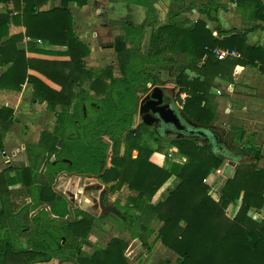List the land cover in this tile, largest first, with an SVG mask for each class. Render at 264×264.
I'll list each match as a JSON object with an SVG mask.
<instances>
[{
    "label": "trees",
    "instance_id": "16d2710c",
    "mask_svg": "<svg viewBox=\"0 0 264 264\" xmlns=\"http://www.w3.org/2000/svg\"><path fill=\"white\" fill-rule=\"evenodd\" d=\"M49 1L52 0H0L6 6V13L0 14V42L8 36L11 23L24 28L23 34L11 36L0 44V66L11 63L0 76V89L18 91L29 80L34 87V99L46 102L53 111L56 107L60 108L53 132L46 142L25 146L28 166L17 168L14 175H10L7 169L0 173V264L49 262L51 256H61L64 252L70 255L60 258L63 262L128 264L124 255L128 242L119 237L111 238L103 247L94 248L90 255L79 254L80 245L89 244L87 234L96 220L80 209H74V218L67 222L51 219L44 210L39 212L32 218L37 227L27 234L30 240L26 249L20 247L16 237L17 233L28 228L18 220L23 212L27 217L30 211L47 205L54 217L65 218L70 214L68 201L53 189L58 173L88 174L96 169L98 172L101 162L106 163L107 159H110L112 166L101 175V179L106 184L118 182L112 187V192L119 184H126L129 191L137 192L136 196L127 198L124 206L117 205L119 214L116 220L130 228L131 239H139L147 245V240L155 235L156 240L176 255V264H264V218L253 220L248 216L251 209L261 211L264 207L263 168H258L254 162L238 160L234 166L231 165L234 168L232 176L226 175L218 186V200H214L209 195L210 187L205 180L229 159L226 155L215 153L206 143L198 145L194 138H183L170 143L187 158L186 162L182 165L172 164L169 169L158 167L149 161L153 151L137 144V130L146 127L141 124L131 130L135 94L130 98L133 102L128 99L129 103H133V109L126 111L122 105L124 116L118 120L113 112H104L108 106L102 107L107 100L111 101L109 106L117 107L111 97L112 92L114 96L122 94L127 99L132 88L146 83L141 76L144 71L139 69V62L135 58L153 64L175 60L173 88L178 99H182L180 94L186 95L181 100V111L188 120L207 127L213 118L207 105V94L211 87L209 72L226 61L218 60L212 51L216 48L235 50L241 55L239 63H260L259 70L263 73L264 51L247 46L244 37L237 34L219 39L201 20H188L187 24H191L186 25L182 20H177L180 10H172L168 23L150 35L153 54L140 58L136 47L139 46L144 26L154 14L150 2L109 0L143 6L148 14L144 24L138 26L115 22L124 33L112 43L122 76L112 78L108 73L110 82L105 83L101 75H97L93 84L103 91L105 97L94 102L89 93L81 88L83 78L90 75L83 61L90 50L76 37L69 8L72 3L77 7L85 6L88 0H60L59 6L40 10ZM231 1L238 8L250 4L256 13L264 10L259 0L251 3ZM220 7L222 5L215 0H204L198 11L208 20L218 22L215 11ZM132 31L137 32L135 37ZM216 33L224 31L217 26ZM23 37L40 40L46 46L66 47V52L62 54H66L68 59L60 61L28 57L26 51L17 47ZM126 44L132 46L126 48ZM27 50L47 56L60 55L38 48L34 42L28 44ZM178 55L182 56L181 61L177 59ZM165 57L169 59L165 60ZM29 70L38 72L60 89L51 88L29 74ZM189 70L194 75L190 76L187 73ZM75 87H79L77 92L74 91ZM14 122L13 110L0 107V150ZM223 141L226 145L235 143L232 152L240 159L246 156L256 159L259 156L261 147L254 144V134H247L242 123L230 125ZM123 143L125 151L121 154ZM134 150L138 153L135 158L132 155ZM173 166L177 170L173 171ZM172 176L176 177L174 187L163 200L151 204L153 196ZM16 184L21 185L22 191L19 193L9 190L10 186ZM24 189L29 193L27 196ZM28 196L31 201L26 204ZM155 218L160 223L156 231L149 225ZM163 264L168 262L164 261Z\"/></svg>",
    "mask_w": 264,
    "mask_h": 264
},
{
    "label": "crops",
    "instance_id": "0c3cea01",
    "mask_svg": "<svg viewBox=\"0 0 264 264\" xmlns=\"http://www.w3.org/2000/svg\"><path fill=\"white\" fill-rule=\"evenodd\" d=\"M194 1L201 3L199 0H150L154 14L150 21H148V24L144 26V28L151 32L157 30L159 27L168 23L170 11H184V8H186L188 4H193ZM215 1L222 5V7L215 11V16L218 22L208 20L206 15L199 13L198 8L188 9L189 21L195 22L197 20H201L205 22L206 27L213 34V36L218 37L219 39L224 37L228 38L231 35L235 36L236 34L240 35L244 37V41L247 46L252 48H260L264 51V10L261 13H256L250 4L248 6L242 5L240 8H238L237 4L231 0ZM251 1L253 0H241L242 3H251ZM259 1L264 6V0ZM60 4V0H52L41 7L40 10L53 9ZM69 8L73 18V29L75 31V35L79 41L88 45L89 50H93V47L84 41V38L86 37L84 25L94 19L92 15L93 11H95L97 16L101 15V17H107L101 19L103 27L115 29L117 32L121 30V27L116 25L115 22L121 21L133 26H138L144 24L148 14L147 8L143 6L132 4L130 2H111L109 0H88L87 4L82 7H77L72 3L69 5ZM4 13H6V6L5 4L0 3V14ZM13 14L16 15V12ZM181 18L179 17V19L183 21L184 18ZM217 26H220L221 31H224V33L217 34ZM23 32L24 28L22 26L11 23L8 36L2 38L0 44L8 40L9 37L23 34ZM88 32H92V30H89ZM84 34L85 37H83ZM122 35L118 33L116 36ZM38 41L39 40L32 41L27 37H23V39L17 43V47L19 50L26 51V55L32 58H44L60 61H66L68 59L66 54H62L66 52V47L46 46L41 41ZM30 42L36 43L38 48L60 53V55L47 56L28 51V44ZM240 59L241 58L227 59L225 62L219 65L218 69L214 70L215 72H209L208 81L213 89H209L207 94V105L209 106L213 116V124H218L220 119L224 117L225 119H228L226 120L227 122H225V124H229L226 129L230 125L239 122L242 123L246 128L247 134H254V144L260 146L263 150H258L259 156H257L256 159H254L252 156H246L243 162H254L257 164L258 168L264 169V73L259 70L261 65L260 63H239L238 61ZM10 66L11 63L0 66V76ZM93 66H97V64ZM28 73L38 77L51 88L55 90L60 89L58 85L51 82L38 72L29 70ZM111 77L119 78L121 76L111 74ZM218 91H220V93H218ZM0 107H8L12 109L15 120L11 128L6 133L3 141L4 147L2 150H0V173L7 169L10 175H14L17 168L28 166L25 146L27 144H43L46 142L45 140L49 137V135L52 134L56 123L55 121L54 126L52 127V112H56L58 110L60 111V108L56 107V109L53 111L46 102L34 99V87L29 80H26V82L21 86V89L18 91L5 88L0 89ZM209 129L212 132H215L213 129ZM140 146L143 147L141 143ZM149 149H151V147H149ZM228 152L226 151L225 154L228 158L233 160H241L235 153L231 152L230 150H228ZM137 154L138 153L136 151V155H134L133 158H135ZM178 155L180 157L181 154L178 152ZM181 158L186 162V157L181 155ZM149 161L158 167L169 169V166L174 164L173 162L176 160L173 161L172 159L167 158L165 155H162L158 152H153L149 158ZM230 162V160L224 161L223 165L218 169L224 170L225 166ZM111 166L112 164L109 159V162L107 163V169ZM216 170L211 172L205 180V183L210 187L209 195L214 200H218V196L216 192H213V189L217 190L218 186L225 178V176L218 175ZM233 171L234 168L231 166L227 175L231 177ZM60 180L63 181L61 188L59 187L60 189L58 193L62 194V196L68 201L70 213L74 214V209H80L89 213L95 218H98L96 216H101L103 214V209L99 204V200L101 197L104 198L105 192L103 191L105 190L106 186H110V184L116 185L118 183L117 181H114L113 183L104 185L100 182V178H95L93 175L77 176L65 173L59 176L57 184L60 182ZM175 183L176 177L172 176L153 196L151 204H155L158 201L163 200L169 190L174 187ZM95 186H98L99 188L95 189ZM20 187V184H16L10 186L9 190L19 193L22 191ZM128 192L130 194L128 196H136L137 194L136 191L128 190ZM116 193L118 192H115L114 197L116 196ZM24 194L26 196L29 194L26 189H24ZM128 196L121 202L117 203L124 205ZM93 199L97 200L95 203L97 209L99 210V214L95 213L96 211L94 206H92L94 203V201H92ZM30 201V197H26V204L30 203ZM76 202L78 205H76ZM43 210L52 219L48 212L45 209ZM248 216H250L253 220L263 219L264 207L261 211L251 209L248 213ZM32 217L33 211H30L27 217L23 212L19 214L18 220L21 224L28 225L29 223H32ZM25 236H27V234L24 232V230L16 234L18 243L22 249L26 248L25 242H27V240ZM153 236L156 240L155 235ZM138 241L141 242L139 239ZM148 241L149 239L147 240V244ZM157 243L162 245L159 240ZM150 255H153V251L149 253V256ZM165 261H167L168 264H172L169 260ZM52 263L74 264L71 261L63 262L52 258L49 262H37L35 264Z\"/></svg>",
    "mask_w": 264,
    "mask_h": 264
},
{
    "label": "rangeland",
    "instance_id": "374dc122",
    "mask_svg": "<svg viewBox=\"0 0 264 264\" xmlns=\"http://www.w3.org/2000/svg\"><path fill=\"white\" fill-rule=\"evenodd\" d=\"M147 1L150 2V0H147ZM201 1H204V0H201ZM201 1L199 0V2H201ZM200 4L201 3H197V2L195 4H188V6L186 8H184V11H180V14L181 13L182 14L179 17L184 18V20L182 22H185L186 25H190L191 22H189L188 24L186 22L189 20L188 19V9L192 8V7L199 8ZM92 15H93L94 19L91 22L84 25V27H85L84 30L86 31L85 32L86 37H85V34L83 36V37H85L84 41H86V43H88L90 46L93 47V50L90 49V51H89L90 52L89 56L84 58V60H83L84 61V67L86 69H88V71H90V75L87 76L86 78H83L81 88L85 89L89 93L91 99L94 100V102H97L98 100H101L102 98H104L105 95H104L102 90H99L97 88V86L93 84V81L96 78V76L101 75V78L105 83L110 82V75L111 74L112 75L116 74L118 76H122V73L119 71V68H118L119 60L117 58V54H116L115 50H113L112 43L114 42L115 38L117 37L116 35H118V33H120L121 35L123 33L121 30H119L117 32V30H115V29L103 27V23H102L101 19L107 18V17H101V15L97 16L95 11H93ZM179 17L177 18V20H180ZM89 30H92V32H88ZM151 33H152L151 31H148L145 28H143V34H142L139 46L136 47L137 51H138V55L140 58H145L148 55L153 54V51H152V48H151V45L149 42ZM132 35L135 37L137 35V32L132 31ZM131 46L132 45H130V44H126V48H130ZM181 58H182V56H179L177 59L181 61ZM135 59H136V62L137 61L139 62L138 63L139 69L144 71V74L141 75L142 78H144L146 76L147 79L150 81L152 79H155L156 84H157L159 80L165 82L169 77H171V81H170L169 85L173 88V81H174V78L176 76V71L174 69L175 60H168L170 63L157 62V63L153 64V63H147L143 59L142 60H140L139 58H135ZM88 63H90L91 65ZM95 64H97V66H93ZM170 67H172L171 71H169ZM109 69H110V72H108ZM104 73H107V74L104 75ZM108 73H110V75H108ZM187 73L190 76L193 75L192 71H190V70L187 71ZM78 88L75 87L74 91L75 92L78 91ZM140 88H141V86L140 87L136 86V87L132 88V92H131V94H129V96H127V99H126L125 95L121 94L119 96L117 94L116 96H114L115 94H113V92H112L111 97L114 98V102L117 104V107L112 108L111 106H109L111 101L107 100V102L102 106V107L108 106V107L104 108V112H107V113L113 112L114 117L116 118V116H117L116 120H118L119 117L123 118L124 114H122V112H123L122 110H124V108L126 109V111L133 109V103H132L133 100L130 99L133 96H131V95L135 94L134 92L137 90L135 95H137V97L139 99L143 96L138 91ZM211 89H213V87H211L210 90ZM182 94H184V93H182ZM128 99L132 100V102L129 103ZM182 99H177V101H178L177 105H179L180 108H182L181 107L182 106V101H181ZM122 105H123V107L124 106L125 107L123 108ZM134 109H135V103H134ZM134 109H133V111H134ZM57 112H59V110L56 112H52V127L54 126V123L56 121ZM226 120H228V119H225L224 117H222L218 124L215 125L213 123H210L207 126L211 129H213V131L217 132L220 135V138L222 140L224 138V133L226 131V127L229 125V124H225V122H227ZM139 125H141V121H140L139 117L137 116V114L132 115L131 130H135ZM137 131H138V133H137L138 135L136 137V140H137V144L139 146L141 143L145 149L151 147V150L153 152H158L162 155H165L167 158L172 159L173 161L176 160L175 162H173L174 164L182 165L185 163V161L181 158V155L179 157L178 149L176 147H174L173 144L163 142V141L156 142L154 140V138L150 135V131L147 129V127H146V129H143L141 127ZM195 141L200 146H203L205 144L204 141H202L198 138H195ZM234 145H235L234 142H232L231 144H228L227 150L230 149L231 151H233ZM261 150H263V149L261 148ZM124 151H125V143H123L121 145L120 153L122 154V153H124ZM132 155L133 156L136 155L135 150L132 151ZM243 160L244 159L241 158V160H239V161L243 162ZM231 165H233V164H231ZM169 167L171 168L172 165ZM172 169H173V171H174V169L177 170V167L174 168V166H173ZM96 172H97V169H96V171L91 172L88 175H95ZM63 174L64 173H62V172L58 173L55 177V183L53 184V187L56 188L57 192L61 188V184L63 181V180H60V182L57 184V180H58L59 176L63 175ZM223 176H225V175L223 174ZM100 182L104 185L106 184L102 179H100ZM57 186H58V188H57ZM113 186H114L113 184H110V186H106V188L104 190V191H106V194H108V198H110V196H111V201H115V203L121 202L128 195H130L128 192V186L126 184H119L117 189L112 192ZM116 191L118 193H116V196L114 197V194ZM213 192L215 193L216 189H213ZM60 195L62 196V194H60ZM92 201H94L92 206H94V209L96 211L95 213L99 214V210L97 209V206L95 203L97 200L93 199ZM126 202H127V200L125 201V204H126ZM76 205H78L77 202H76ZM67 209H69L68 206H67ZM149 225H151V227L156 231L159 228L160 223L155 218L152 220L151 223H149ZM28 228L32 229L33 224L29 223ZM115 236H117V237L128 242L127 249L124 252V255L128 259V264H160V263L163 264V262L165 260H169L170 263L176 264L175 263L176 255L174 253H172L171 251L167 250V248L165 246L158 244L157 243L158 240L156 241L154 239V236H151L149 238L147 245H144L143 242H139L138 239H131L130 228H128L127 226H125L123 224L118 223L116 219L110 217L109 215H105L101 218H96V220L91 224V228H90V230L87 234V238H86V241L89 244H87V246L85 244L80 245L79 254L90 255L93 252L94 248L105 246L110 241V239L115 237ZM25 238H26V236H25ZM25 246H26V243H25ZM152 251H153V255L149 256V253ZM67 255H70V253L64 252L63 255L54 256L52 259H56V260L60 261V258L67 257Z\"/></svg>",
    "mask_w": 264,
    "mask_h": 264
},
{
    "label": "water",
    "instance_id": "95a60500",
    "mask_svg": "<svg viewBox=\"0 0 264 264\" xmlns=\"http://www.w3.org/2000/svg\"><path fill=\"white\" fill-rule=\"evenodd\" d=\"M165 60L169 59V57H165ZM172 70V67L169 68V71ZM171 81V77H169L164 83L169 84ZM142 84V83H141ZM148 85L142 84L141 88L138 90L139 93H142L145 90H148ZM174 89V88H173ZM162 89L160 87H154L146 97H144L140 101V107H139V100L138 97L135 98V109L139 107V115L140 117L146 113V110L143 109V103L147 100L151 101L155 106H157L156 110V115L157 117L149 116V115H143V123L145 125H152L153 122L156 120L162 121V123L172 126L174 129L181 130L182 132L189 133L190 135L193 134V136H196V138H199L200 140L204 141L215 153H221L223 155L226 154L227 150V145L226 143L220 138V136L212 132L209 128L200 126V125H191L189 124L186 119L184 114L181 111V108L177 104L173 103H163L161 100L160 95H156L155 93L157 91H161ZM137 91V90H136ZM136 91L134 92L136 94ZM134 112V111H133ZM154 113V112H153ZM152 118V119H149ZM229 153V152H228ZM230 163H236L238 160H233L229 158ZM231 167V164H227L223 170V174L226 176L228 174V171ZM102 169V168H101ZM101 171L97 174V177L101 176ZM99 204L101 205L102 209L104 212L106 210H109L112 212V215H118L119 211L112 205V202H108L104 204L103 197L100 198ZM45 209L48 214L55 220L58 221H69L73 217L72 215H68L65 218H59V217H54L52 216L50 209L47 205H42L38 208V210ZM96 217H103L101 216H96Z\"/></svg>",
    "mask_w": 264,
    "mask_h": 264
},
{
    "label": "flooded vegetation",
    "instance_id": "af4514ba",
    "mask_svg": "<svg viewBox=\"0 0 264 264\" xmlns=\"http://www.w3.org/2000/svg\"><path fill=\"white\" fill-rule=\"evenodd\" d=\"M143 81H146V83H143V84H146L148 86H150L151 88H149L148 90H145L143 91L141 94L143 95L140 99L138 98L139 100V107H140V101L146 97V95H148V93L154 88V87H160L162 90L161 91H157L155 94L156 95H160L161 97V100L163 103H173V104H177V94H176V91L169 85V84H166L164 83L163 81L159 80L158 83L156 84V80L155 79H152L151 81L147 79V77L145 76L143 78ZM142 81V82H143ZM147 86V87H148ZM137 98V95H135ZM179 106V105H178ZM139 107H137V109H134V112L132 115H136L139 117L140 121H141V124L144 125L145 127H147V129L150 131V135L154 138V140L156 142L158 141H163V142H167V143H170L174 140H180V139H183V138H196V136H193V134H189V133H185V132H182L181 130H178V129H174L172 126H168L164 123H162V121L160 120H156L155 122L152 123V125H145L143 123V119H144V116L143 115H151L153 117H157L155 116L156 115V110H157V106H155L151 101L147 100L143 103V109L146 110V113H144L141 117L139 115ZM154 112V113H153ZM149 119H152L149 117ZM186 121L191 124V125H194L196 126L197 124L188 120L186 117H185ZM219 135V134H218ZM220 136V135H219ZM199 139V138H198ZM230 150V149H229ZM231 151V150H230ZM228 152V151H227ZM232 152V151H231ZM237 155V154H236ZM109 162V159L106 160V163L103 161L101 162L102 166L99 168L98 172L95 173V175H93L95 178H100L101 179V176L100 177H97V174L101 171V175L107 170V163ZM104 166V167H103ZM102 168V169H101ZM61 173V172H60ZM62 173H65V174H72V175H88V174H74V173H68V172H65V171H62ZM95 189L99 188L98 186H95L94 187ZM53 189L56 191V189L53 187ZM57 192V191H56ZM105 192L104 194V198H103V201H104V204L108 203V202H112V205L117 209V205L120 204V203H115L114 201H110V198H108V194H106V191H103ZM121 205V204H120ZM125 205V204H124ZM124 205H121V206H124ZM42 206V205H41ZM40 207V206H39ZM38 207V208H39ZM35 209L33 211V217L35 215H37L41 210H38ZM50 209V208H49ZM69 215H72V217L74 218V214H69ZM103 216L105 215H109L110 217L114 218V219H118V215H112V212L109 211V210H106L104 212L103 210ZM32 217V218H33ZM72 218V219H73ZM101 218V217H100ZM32 224H33V228H36L37 226L33 223L32 221ZM32 229H25L24 232L26 234H29L31 233ZM26 240L27 242L26 243V248L28 246V242L30 240V237L27 235L26 236ZM87 246V245H86ZM25 248V249H26ZM52 258V256H51Z\"/></svg>",
    "mask_w": 264,
    "mask_h": 264
},
{
    "label": "built area",
    "instance_id": "2783aa9c",
    "mask_svg": "<svg viewBox=\"0 0 264 264\" xmlns=\"http://www.w3.org/2000/svg\"><path fill=\"white\" fill-rule=\"evenodd\" d=\"M40 42V40L38 41ZM214 56L218 59V60H227V59H239L241 58V55L239 52L235 51V50H230V49H224V48H216L213 51ZM151 88L150 86H148V89ZM218 93H220V91H218ZM181 98H185L186 95L185 94H180ZM216 173L220 176H223V169H217Z\"/></svg>",
    "mask_w": 264,
    "mask_h": 264
}]
</instances>
